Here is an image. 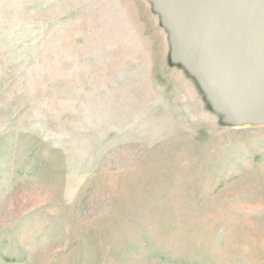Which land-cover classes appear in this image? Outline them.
<instances>
[{"label": "rangeland", "instance_id": "obj_1", "mask_svg": "<svg viewBox=\"0 0 264 264\" xmlns=\"http://www.w3.org/2000/svg\"><path fill=\"white\" fill-rule=\"evenodd\" d=\"M0 264H264V123L154 0H0Z\"/></svg>", "mask_w": 264, "mask_h": 264}, {"label": "water", "instance_id": "obj_2", "mask_svg": "<svg viewBox=\"0 0 264 264\" xmlns=\"http://www.w3.org/2000/svg\"><path fill=\"white\" fill-rule=\"evenodd\" d=\"M174 52L241 123H264V0H154Z\"/></svg>", "mask_w": 264, "mask_h": 264}]
</instances>
